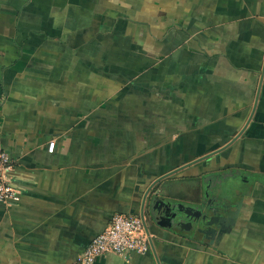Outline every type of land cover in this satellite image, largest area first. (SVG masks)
<instances>
[{
    "label": "crops",
    "instance_id": "obj_1",
    "mask_svg": "<svg viewBox=\"0 0 264 264\" xmlns=\"http://www.w3.org/2000/svg\"><path fill=\"white\" fill-rule=\"evenodd\" d=\"M0 147V264H75L176 171L228 231L95 264H264V0H0Z\"/></svg>",
    "mask_w": 264,
    "mask_h": 264
},
{
    "label": "water",
    "instance_id": "obj_2",
    "mask_svg": "<svg viewBox=\"0 0 264 264\" xmlns=\"http://www.w3.org/2000/svg\"><path fill=\"white\" fill-rule=\"evenodd\" d=\"M224 149L209 154L205 158L198 160V162L208 159L222 152ZM175 173L177 171L158 179L149 190L144 201L140 217L144 221L151 248L153 244L151 236H162L160 229L164 224L169 228V232L173 234H176V229L187 227L192 229L193 234H202L206 238H210V236L216 233L214 226H217V230L221 232H227V227L235 221L232 216H223V214L231 213V208H226L220 202L194 201L190 203V206L185 207L182 203L178 202L179 199L176 196V191H178L177 184H165L155 190V187L160 182ZM152 190L154 191L152 192ZM186 220L187 223L185 222Z\"/></svg>",
    "mask_w": 264,
    "mask_h": 264
},
{
    "label": "built area",
    "instance_id": "obj_3",
    "mask_svg": "<svg viewBox=\"0 0 264 264\" xmlns=\"http://www.w3.org/2000/svg\"><path fill=\"white\" fill-rule=\"evenodd\" d=\"M55 142L49 151L54 152ZM15 166L8 152L0 147V202L9 204L20 201V192L11 185L10 173ZM151 250L149 236L140 216L117 214L106 230L97 236L78 256L75 264H95L108 254L129 257L132 253L146 254Z\"/></svg>",
    "mask_w": 264,
    "mask_h": 264
}]
</instances>
